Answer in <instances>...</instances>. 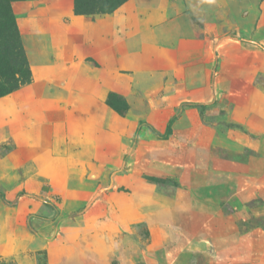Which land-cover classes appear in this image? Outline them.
<instances>
[{
  "label": "rangeland",
  "instance_id": "374dc122",
  "mask_svg": "<svg viewBox=\"0 0 264 264\" xmlns=\"http://www.w3.org/2000/svg\"><path fill=\"white\" fill-rule=\"evenodd\" d=\"M33 1L11 2L30 80L0 97L8 99L0 104V264H264V0H184L187 18L173 26L183 25V34L171 27L160 43L108 33L97 49L95 42H77L85 50L69 70L72 82L89 76L127 105L121 114L107 95L108 110L137 124L127 153H112L114 142L103 149L107 162L118 158L122 168L138 167L133 192L115 185L110 164L96 160L85 166L96 177L80 176L74 190L67 183L70 170H60L57 183L40 178L51 166L42 155H64L71 105L65 97L41 107L55 120L47 124L49 142L38 145L32 138L40 122L16 104L32 101L28 87L35 81L47 89L63 82L50 58L39 56L45 36L36 30L49 35L53 18L67 23L70 17L49 3L29 7ZM60 2L65 7L67 0ZM119 7L90 21L111 19ZM159 50L166 53L161 62L154 60ZM129 52L154 71L150 86L123 80L122 69L119 80L110 68L115 55ZM64 85L68 98L81 93ZM153 146L165 162L160 168L144 163ZM149 184L169 207L157 222L149 220L156 204L143 199H149ZM71 210L77 215L70 217Z\"/></svg>",
  "mask_w": 264,
  "mask_h": 264
},
{
  "label": "crops",
  "instance_id": "0c3cea01",
  "mask_svg": "<svg viewBox=\"0 0 264 264\" xmlns=\"http://www.w3.org/2000/svg\"><path fill=\"white\" fill-rule=\"evenodd\" d=\"M73 1L74 0H67L65 7L61 4L60 0H34L31 5H29V7H38L39 5L49 3L57 6L59 11H63L58 14L61 16L68 15L70 17L67 23L62 22L61 18H53L52 28L48 31L49 35L39 33L42 32L41 30H36L37 35L45 36H42L43 38L40 40L43 50L40 49L41 53L39 56H48L51 64L55 66L54 68H57V80H64L63 82L56 84H54L53 81L50 89H47V85L39 84L35 81V83L28 87L29 95L32 96V101L27 100L28 98L23 99V101H19L18 104H16V107L18 109L23 108L27 113L33 111V120L35 122H40L41 125L39 126V130H37L39 131V136L36 137L34 135L32 142L33 144L37 143L38 145L43 142L46 145L51 136L47 124L54 121L55 118L51 117L50 120H48L46 110H41V107H49L50 104L54 103L52 101L53 99L57 100L65 97H67V100H69L70 103L67 105H71L72 111L67 113L64 119V122L66 120L64 155L60 156L62 154L59 153L56 160L47 159V156L44 155L41 156L45 163L51 162L50 167L46 166L42 169V173L40 174L42 180L48 179L51 183L52 181L57 183L56 179L58 181L59 178L57 176L59 171L67 169L70 170L67 177V183L70 186V189L74 190V186L79 183L80 176H83L84 180L86 176L91 179L96 177L92 173L89 174L85 167L89 161L96 160L99 162L97 164H110V167L108 166L107 169H113L114 172L112 179L115 185L125 184L133 192L135 182L138 180V167L131 165V169L122 168L123 165L121 161V164H117V162H119L118 158L116 161L112 160L107 162L104 157L103 149L104 147L109 146L107 145L109 142H114L119 149L112 147L115 151H112V153L116 154V152H118L119 157L122 156L123 153H127L130 147L129 138L133 135V131L137 127V124L119 117L116 113H113L112 110H108L103 102L104 98L106 99L108 92L102 89V85L94 84L87 75V77L77 75L78 79L72 82V78L69 76V70L72 72V63L75 64L76 60L78 61L80 57H84L83 50H85V46L84 44L82 45L78 43L95 42L93 48H96V42H104L106 40V33H108V36L114 35V38H117V40H137L140 42H146L147 45H149V42L160 43L167 41L169 39V31H171V27L176 26L177 24L180 25V22L187 18V7H185L187 1L127 0L113 14L111 19H99L97 21H86L82 15L75 14L73 12ZM219 1L221 0H207L208 3H213L215 5H218ZM178 9H183L181 12L183 14L177 21L176 15ZM32 22L35 26H40L38 24V22H40L39 19H32ZM182 26L183 25H181L180 30L173 27V31H178L177 35L183 34L181 32L183 29ZM46 35H48V38H46ZM45 41H48L49 44L44 45ZM163 56H166V53L159 50L158 53L155 54L154 60L157 59L158 62H161L164 58ZM111 62L113 64L109 66L114 72L119 74V80H122L123 78L119 71V69H122L126 71L123 80L128 78L131 79L133 83L137 82L140 85L149 84L150 86L152 84L150 83V80L153 78L154 71L149 70L148 64H143L142 61L138 62L137 56L133 54V52H129L124 58L120 55L118 57L115 55ZM33 72L37 74V72L41 73V70L33 67ZM128 75H132V78H130V76L128 77ZM64 84L73 85L74 89L81 90V93L77 95L70 93L68 98L67 93L62 89L65 87ZM126 85L127 88L125 87V89L128 90V84L126 83ZM53 90L55 91L52 92ZM113 90L116 91L115 89H111L110 91ZM0 104L7 105L8 99L1 101ZM38 109L40 111L39 114L37 112ZM60 120L62 119L60 118ZM147 120L150 121L149 110ZM50 126H52V124ZM57 141L60 143L59 136L57 137ZM149 150V159L144 161L147 167H162L165 162L161 160L162 155L159 151L160 149L157 146H153L149 147ZM130 164L131 163L127 165L130 166ZM138 185L143 187V185L140 184V181H138ZM153 187V185L149 184V199L146 195H143L145 196L143 199L149 201V207H151L150 203L156 204V209L154 208L149 212V220L157 222L158 218L164 215L166 206L164 207L163 200H161L162 202L160 203V199L157 198V193H154L152 190ZM166 209L169 210V207H166ZM152 228L153 226L151 229Z\"/></svg>",
  "mask_w": 264,
  "mask_h": 264
},
{
  "label": "trees",
  "instance_id": "16d2710c",
  "mask_svg": "<svg viewBox=\"0 0 264 264\" xmlns=\"http://www.w3.org/2000/svg\"><path fill=\"white\" fill-rule=\"evenodd\" d=\"M13 0H0V97L29 82L30 69L21 42L17 21L12 12ZM127 0H74V13L90 21L108 17ZM107 102L119 113L127 110L125 102L115 94H109ZM77 211L69 213L70 217Z\"/></svg>",
  "mask_w": 264,
  "mask_h": 264
}]
</instances>
